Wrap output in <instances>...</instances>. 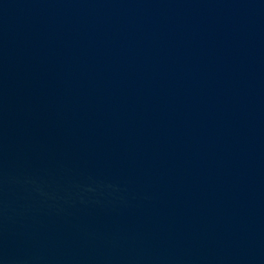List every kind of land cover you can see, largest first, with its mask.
<instances>
[{
	"label": "water",
	"instance_id": "1",
	"mask_svg": "<svg viewBox=\"0 0 264 264\" xmlns=\"http://www.w3.org/2000/svg\"><path fill=\"white\" fill-rule=\"evenodd\" d=\"M0 264H264V0H0Z\"/></svg>",
	"mask_w": 264,
	"mask_h": 264
}]
</instances>
